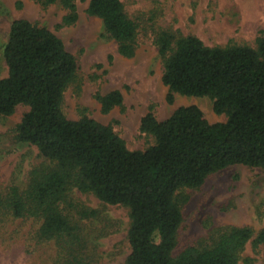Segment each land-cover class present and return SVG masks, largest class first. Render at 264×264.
<instances>
[{"label": "trees", "instance_id": "1", "mask_svg": "<svg viewBox=\"0 0 264 264\" xmlns=\"http://www.w3.org/2000/svg\"><path fill=\"white\" fill-rule=\"evenodd\" d=\"M29 1L60 6L66 11L62 26H71L79 18L77 2L86 0ZM87 13L102 21L122 57L135 56L138 25L121 0H90ZM155 45L167 102L173 104L177 95L209 98L226 120L211 124L195 105L178 108L164 121L150 110L140 130L155 143L133 151L111 126L88 116L71 120L64 113L65 93L78 81V63L63 40L26 19L11 25L3 46L8 76L0 79V121L18 106L28 107L14 142L36 147L43 161L25 183L15 181L6 191L0 187V222L37 221L34 239L54 244L53 264H98L67 207L86 221L98 220L99 212L70 204L75 189L129 210L126 264H240L247 245L264 248V229L229 226L212 230L210 244L175 253L185 190L200 189L210 176L233 166L264 170V36L255 46L210 47L194 35L160 31ZM96 98L103 114L124 103L119 90Z\"/></svg>", "mask_w": 264, "mask_h": 264}, {"label": "rangeland", "instance_id": "2", "mask_svg": "<svg viewBox=\"0 0 264 264\" xmlns=\"http://www.w3.org/2000/svg\"><path fill=\"white\" fill-rule=\"evenodd\" d=\"M89 1H78V21L62 26L66 11L58 5L45 8L29 0H0V79L8 76L3 46L11 25L26 19L49 28L77 59L78 81L64 97V113L69 119L88 116L111 126L133 151H144L155 143L152 136L140 130L141 120L150 110L164 121L178 108L195 105L211 124L225 122L226 117L215 113L209 98L177 95L173 104L167 102L168 88L162 83L163 64L155 39L160 31H169L176 36L194 35L210 47L255 46L256 39L264 36V0H121L138 25L133 58L122 57L117 43L105 36L102 21L87 13ZM19 2L23 4L20 8ZM115 90L123 94V106L103 114L96 96ZM28 110L18 106L12 116L0 121V187L4 191L15 181L25 183L30 170L43 161L36 147L14 142L15 129ZM184 193L188 201L183 205L184 222L176 254L188 246L210 244V233L217 228L264 229L262 169L233 166L210 176L200 189ZM69 203L99 212L98 220L86 221L67 207L82 227L98 264H126L131 252L129 210L106 205L76 189ZM7 220L0 222V264H53L54 244H38L34 239L37 221ZM240 264H264V248L247 245Z\"/></svg>", "mask_w": 264, "mask_h": 264}]
</instances>
